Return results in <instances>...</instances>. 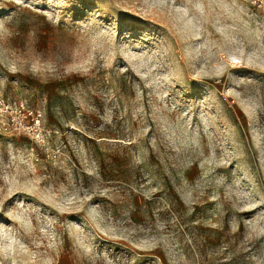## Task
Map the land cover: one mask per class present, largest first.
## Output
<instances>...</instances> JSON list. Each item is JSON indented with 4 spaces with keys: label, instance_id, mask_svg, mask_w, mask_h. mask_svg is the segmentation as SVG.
<instances>
[{
    "label": "rangeland",
    "instance_id": "374dc122",
    "mask_svg": "<svg viewBox=\"0 0 264 264\" xmlns=\"http://www.w3.org/2000/svg\"><path fill=\"white\" fill-rule=\"evenodd\" d=\"M0 99V264H264V10L0 0Z\"/></svg>",
    "mask_w": 264,
    "mask_h": 264
},
{
    "label": "built area",
    "instance_id": "2783aa9c",
    "mask_svg": "<svg viewBox=\"0 0 264 264\" xmlns=\"http://www.w3.org/2000/svg\"><path fill=\"white\" fill-rule=\"evenodd\" d=\"M247 1L250 5L254 6L257 8V10H264V0H245ZM0 109L4 112L5 115H12L13 120H16V118H21L17 117L14 113V104L10 101H7L5 99H0ZM40 119L39 117L36 118L35 122L33 124H27L24 122L22 119L17 122V128L18 129H23V130H28L30 131L31 129H34V125L39 123ZM15 122V121H14ZM33 134H35L36 138L41 137V132L37 130H32Z\"/></svg>",
    "mask_w": 264,
    "mask_h": 264
}]
</instances>
